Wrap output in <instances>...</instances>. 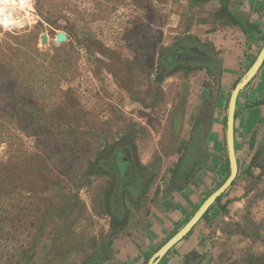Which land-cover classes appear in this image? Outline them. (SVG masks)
Returning a JSON list of instances; mask_svg holds the SVG:
<instances>
[{"label": "rangeland", "instance_id": "rangeland-1", "mask_svg": "<svg viewBox=\"0 0 264 264\" xmlns=\"http://www.w3.org/2000/svg\"><path fill=\"white\" fill-rule=\"evenodd\" d=\"M226 2L259 31L215 21ZM1 9L21 23L0 22V264H147L229 175V99L264 45V0H0ZM187 38L213 49L217 65L165 68L161 57ZM121 145L144 178L122 195V225L115 176L96 164ZM235 147V183L158 264L192 252L189 264L264 257V64L239 94ZM186 181L191 193L170 220L150 218Z\"/></svg>", "mask_w": 264, "mask_h": 264}, {"label": "water", "instance_id": "water-1", "mask_svg": "<svg viewBox=\"0 0 264 264\" xmlns=\"http://www.w3.org/2000/svg\"><path fill=\"white\" fill-rule=\"evenodd\" d=\"M13 16V13H12ZM24 24H27L26 20L23 21ZM45 40V37H44ZM205 60V59H200ZM264 64V45L259 52L256 60L251 65V67L246 71V73L240 78V80L235 85L228 105V114H227V130H226V139H227V148H228V157H229V175L225 182L215 190L208 198L202 203V205L198 208L192 218L176 233L174 234L167 242H165L149 259L147 264H158L160 260L167 254V252L176 245L180 240H182L193 228L194 226L202 219L203 215L207 212V210L215 203L217 198L224 194L227 189L231 186L233 181L236 179L239 172V163L236 153L235 147V120H236V109L238 97L242 89H244L256 76L260 68ZM120 155V153H119ZM129 158L132 161H128L129 164H132V167H128L127 170L125 166H119V163H115L116 174V189L113 193V200L117 203L122 198V191L125 188L130 189L132 192L138 190L140 188V178L138 177V173L136 171V162H134L132 155L130 153ZM124 160L121 157L117 158V161L123 162ZM126 161V160H124ZM127 180V181H126ZM135 194V193H134ZM120 203V202H119ZM122 202L118 207V212L121 213Z\"/></svg>", "mask_w": 264, "mask_h": 264}, {"label": "trees", "instance_id": "trees-1", "mask_svg": "<svg viewBox=\"0 0 264 264\" xmlns=\"http://www.w3.org/2000/svg\"><path fill=\"white\" fill-rule=\"evenodd\" d=\"M225 1V0H223ZM215 21H218L219 23L223 24H230V25H235L238 26L245 34H250L254 32L259 31L258 25L252 24L250 21L246 20L242 15L234 12L231 10V8L228 5V2L222 3L220 8H218L215 11ZM264 38V34L262 35ZM200 59H205V60H200ZM161 63L164 65L165 68L171 69L170 72H174L177 68V66H190V65H207L208 67H213L217 65L216 61V56L215 53L213 52V49H209L206 46H204L203 43L199 41L197 38H187L185 40L180 41L178 44L173 46L171 49H169L160 59ZM175 68V69H173ZM170 74V73H169ZM120 153V155H119ZM132 155V158L134 162H136V171L138 173V177L140 178V189H142V184L144 182V178L142 177L141 171L139 166H137V161L135 158V154L128 145H121L118 148L114 150L112 154L109 156H106V154H102L100 158L98 159V162L96 163L97 165H100L106 170L110 171L115 177L118 176L116 174L115 170V163L117 162V158L123 156L122 158L126 161H132L129 158V155ZM125 157V158H124ZM103 162V163H102ZM113 163V164H112ZM112 164V165H111ZM132 167V164L129 165V168ZM128 168V167H127ZM236 179L233 181L231 186L235 183ZM188 181L185 182L187 184ZM115 184H116V178H115ZM116 187H114V190ZM128 188H125L122 191V195L125 194V191ZM229 190V189H228ZM228 190L219 196L217 200L215 201L214 204H220L222 198L224 197L225 194H227ZM114 193V191H113ZM121 203V201L119 200ZM118 202V203H119ZM211 207L207 210V212L203 215L202 218L207 217ZM121 210V213L118 212V210H114V216H115V222L117 224H124L125 223V217H126V210L124 205H122V208L119 209ZM192 230L184 237H188L191 234ZM169 252V251H168ZM167 252V254H168ZM166 254V255H167ZM196 255V252H192L191 254H187L185 256V260L183 264H189L190 262V257L192 255ZM165 255V256H166ZM164 256V257H165ZM246 264H264V257L258 260L257 262H252L251 263H246Z\"/></svg>", "mask_w": 264, "mask_h": 264}, {"label": "crops", "instance_id": "crops-1", "mask_svg": "<svg viewBox=\"0 0 264 264\" xmlns=\"http://www.w3.org/2000/svg\"><path fill=\"white\" fill-rule=\"evenodd\" d=\"M198 144V143H197ZM196 143H194L193 145L194 146H196L197 145ZM137 166H139L138 165V163H137ZM127 181V180H126ZM184 186V188L183 189H172L169 193H168V195H167V197L166 198H162L160 201H157L156 203H155V207H156V210H154V212H153V214L152 215H150V218H152V219H154V220H156V219H158V216L159 215H161L163 218H166V219H169L170 220V218H167L168 217V214L170 213V214H172L174 211H175V209H177V207L178 206H180L182 203H183V201H185V200H183L184 199V197L183 196H186V194L185 193H187V191H190V193H191V188H190V190H189V187H192V185L190 186V183H188V184H185V185H183ZM163 187V186H162ZM166 187H168V186H166ZM180 190V191H179ZM177 199V200H176ZM161 205V206H160ZM154 213H155V217H153L154 216ZM163 213V214H162ZM166 214V215H165ZM169 214V215H170ZM147 218V217H146ZM145 220V219H144ZM147 220V219H146ZM145 220V221H146ZM157 221V220H156ZM146 223V222H145ZM151 225V228L153 229V227L154 226H156V224H150ZM146 227V226H145ZM145 227H144V229H145ZM140 231H143V229L141 230L140 229ZM145 231V230H144Z\"/></svg>", "mask_w": 264, "mask_h": 264}, {"label": "bare ground", "instance_id": "bare-ground-1", "mask_svg": "<svg viewBox=\"0 0 264 264\" xmlns=\"http://www.w3.org/2000/svg\"><path fill=\"white\" fill-rule=\"evenodd\" d=\"M12 9V8H11ZM13 10V9H12ZM12 10H9V9H5L2 11V9L0 10V22L1 20L6 16L9 18L10 21H13V22H17V23H21L19 22V14H17L18 16H12ZM17 12V11H16ZM19 12V11H18Z\"/></svg>", "mask_w": 264, "mask_h": 264}]
</instances>
